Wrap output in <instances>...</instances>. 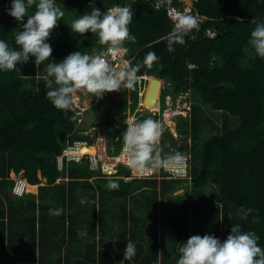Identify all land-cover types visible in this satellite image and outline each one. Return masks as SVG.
Here are the masks:
<instances>
[{
    "label": "trees",
    "instance_id": "obj_1",
    "mask_svg": "<svg viewBox=\"0 0 264 264\" xmlns=\"http://www.w3.org/2000/svg\"><path fill=\"white\" fill-rule=\"evenodd\" d=\"M56 2L64 16L49 37L53 57L39 68L31 58L0 71V264H177L181 242L191 235L226 238L233 225L257 233L264 248V58L248 44L255 21L264 20V0H193L190 16L197 24L187 32L175 29L167 4L158 5V0ZM118 4L133 11L128 26L135 40L122 44L129 47L137 75H156L170 83L171 90H162V103L168 92L192 99L189 118L178 120L186 141L169 136L163 147L164 156H191L192 189L183 194L174 192L189 181L127 179L125 168V176L107 179L86 158L70 161L63 171L57 165L67 142L94 139L79 126V112L59 110L46 97L45 65L74 50L96 55L107 46L91 31L72 34L69 24L94 7L104 12ZM172 5L187 7L183 0H172ZM7 6L10 0H0V39L17 47L14 35L23 21L9 15ZM34 11L33 5L27 14ZM149 52L158 57L151 67L144 64ZM139 92L137 78L131 87L132 111ZM128 107L124 100L109 109L118 114L107 121L113 127L108 134L111 152L120 150V131L114 125ZM137 117L158 119L151 112ZM13 171H23L31 184L46 182L37 192L18 196ZM61 176L68 180L57 182ZM110 181L118 187L109 188ZM159 196L168 216L162 244L158 228L152 230L145 221L149 217L156 226ZM242 205L254 209L247 218ZM142 212L148 217H141ZM174 217L183 219V225L170 222ZM128 239L137 251L124 259Z\"/></svg>",
    "mask_w": 264,
    "mask_h": 264
},
{
    "label": "clouds",
    "instance_id": "obj_2",
    "mask_svg": "<svg viewBox=\"0 0 264 264\" xmlns=\"http://www.w3.org/2000/svg\"><path fill=\"white\" fill-rule=\"evenodd\" d=\"M163 3L167 4V13L176 30L183 29L184 32H187L196 26V18L190 16L193 6L187 5L184 10H180L172 5V0H158V5ZM33 5L35 11L30 15L27 14L28 9ZM175 9L178 10V17L174 15ZM5 10L9 15L23 21V23L14 35L17 47H12L8 41L0 39V71L13 70L17 68L18 63H28L31 58H34V63L39 68L49 57H53V47L49 37L51 31L63 18L64 11L56 0H10V6H7ZM25 17H27L26 21ZM132 17L133 11L130 9V5L118 4L107 8L104 12L94 7L91 11H85L79 15L69 24L72 34H85L91 31V33L98 35L102 44L108 45L96 55L74 50L62 60L53 59L45 65L44 87L47 89L45 95L55 108L66 112L71 111L75 104V93L80 89L93 93L96 97H102L105 92L133 87L137 78L138 81L139 79L143 81V87H145L151 80L150 78L154 77V75L149 74L137 75L138 66L131 67L130 65V68L122 70L110 69L98 56L109 46H127L122 42L125 39L133 38L128 26ZM248 44L260 58H264V20L255 21V27L251 31ZM173 50L171 43H169V51ZM128 57H130L129 53ZM131 59L133 58L131 57ZM157 59L158 57L154 52H149L144 58V64L151 67L152 62ZM162 82L169 85L164 89L171 90L170 83L164 79ZM167 95L173 97L170 92ZM161 96L162 91L159 104L161 103ZM141 97L143 100L144 91ZM140 105L145 107L143 104ZM128 109V116L131 117H136L139 112H142L136 109L132 111L130 106ZM144 109H149V107ZM125 123L127 127L122 135L124 142H121L120 148L123 149L125 146V149L131 153L129 167H144L148 164L155 166L159 159L158 152L154 155L156 144L161 135L159 123L152 118L138 121V117L136 121L129 119ZM155 172L159 174L158 169ZM164 173L167 172L161 171L162 180L177 179L186 180L190 183L192 181V162L190 178L166 177ZM108 186L109 188H117L118 184L110 181ZM189 186L186 187V190L189 189ZM240 211L244 218H247L254 209L251 207L244 208L242 205ZM259 240L260 237L257 233L251 230L243 231L240 225H233L226 238H220L214 233L194 234L185 242H181L177 264H264V248L259 245ZM136 251V244L128 239L124 248V259H131Z\"/></svg>",
    "mask_w": 264,
    "mask_h": 264
},
{
    "label": "rangeland",
    "instance_id": "obj_3",
    "mask_svg": "<svg viewBox=\"0 0 264 264\" xmlns=\"http://www.w3.org/2000/svg\"><path fill=\"white\" fill-rule=\"evenodd\" d=\"M174 15L178 17V10H174ZM178 21V20H177ZM176 26H178V23H176ZM139 87L142 90V93L144 91V99L142 100L141 94H139V103L136 108V110H140L142 112H151L155 114L157 112L158 119L157 122L160 125V132L161 135L159 137V140L156 144L154 155L156 152L159 154L158 162L155 166L148 164L145 165L146 169L144 172L147 174H150L148 176H143L142 178H156L157 180L162 181V174L155 173H149L152 172V170H156L158 165L169 155L164 156L163 154V147L165 145H169V136H174L177 141L180 143H183L186 141V134L179 131L178 126V120L179 116H185L189 118V111L191 109V101L192 99L188 97L186 94H180L176 98L169 97L165 99V102L162 103V96H161V103L158 104L156 109H144L145 107L140 105L143 102H145V96L147 93V90L149 88V84L147 87H143V81L139 79ZM144 88V89H143ZM140 90V91H141ZM160 91V89H159ZM158 91V93H159ZM75 104L73 105V109L77 110L80 113V120H79V126L85 130L89 136L94 139L93 143H95V152H91L90 154L97 155L99 152L102 151V147L106 145V153L109 154L111 159L113 160L112 163H110L109 159H105L106 161L104 163L106 164V171H101L104 175V178H112L117 175L125 176L126 172H121V170L128 169L130 173L128 176L130 179L138 178V176L132 174V167H129L130 161H131V153L125 154L124 156H119L118 158H114V153L110 152L112 149V144H110V137L109 132L113 129V127H110L107 121L111 120L112 118H115L118 114H114L113 112H109L110 108L115 109L116 105L119 102H122L124 100L128 101V105L132 103L131 99V88L127 89H120V90H114L105 92V94L102 97H96L95 94L87 92L83 89L77 90L75 93ZM141 97V98H140ZM158 98V95H157ZM142 100V101H141ZM191 100V101H190ZM125 113V115H124ZM129 109L126 112H123V114H119V118L117 120V123L114 125L119 131L120 135L117 137L122 143L124 142L122 135L125 131L127 125L126 121L131 119L136 121V117L128 116ZM133 115V113H132ZM114 116V117H113ZM114 120V119H112ZM187 140L191 141V138H187ZM111 148V149H110ZM127 152L124 148L119 150L120 152ZM109 156V157H110ZM117 161H122L117 164ZM110 163V164H109ZM108 167L112 168V172L109 170L107 171ZM136 172H139V167L134 168ZM63 171V170H62ZM23 175V171L16 173L11 172V178L16 181L17 178H20ZM170 173H164V176H169ZM23 179V178H22ZM68 178L67 176H61L57 182H63L66 181ZM46 182V179H43L40 184H43ZM40 184H28V191L33 190L34 192H37L38 185ZM14 192V189H13ZM182 194V193H181ZM145 217H148V214L143 215ZM149 218V217H148ZM159 239H161V235L158 234Z\"/></svg>",
    "mask_w": 264,
    "mask_h": 264
},
{
    "label": "built area",
    "instance_id": "obj_4",
    "mask_svg": "<svg viewBox=\"0 0 264 264\" xmlns=\"http://www.w3.org/2000/svg\"><path fill=\"white\" fill-rule=\"evenodd\" d=\"M129 49L127 46L124 45H115V46H109L105 50H103L98 56L105 62V64L110 69H116V70H122L126 68H130L131 65V57H128ZM169 86L168 84L164 83L162 90L164 88H167ZM167 98L170 97V95L166 96ZM134 117V116H132ZM88 141L86 140H75L73 142L67 143L65 148L63 149L62 153L57 156V165L59 169L62 171L66 169L65 165L68 164L69 161H77L82 162L85 158L90 160L91 166L94 169H100L101 171H106V164L104 163L107 159H111L112 156L106 153V145L102 147V151L99 152L96 156L93 154H90L89 152H82V148L86 145ZM125 149V146H123ZM126 150V149H125ZM127 151V150H126ZM125 154H129V152H120L115 153L114 158H118L119 156H124ZM110 156V157H109ZM191 156L190 155H179L175 154L173 156L169 155L166 159L160 165H158V171L159 174H161V171H165L167 173H170L169 177L173 178H181V177H191L190 170H191ZM106 161V162H107ZM113 160H110V163H112ZM122 161H117V164ZM109 163V164H110ZM139 167V172H136L134 168H132V174L143 177L148 176L150 174H147L144 172L146 167ZM162 168V169H161ZM112 172V168L108 167L107 171ZM149 173H155V170H152V172ZM163 177V175H162ZM130 179L129 177H127ZM14 192L22 195L27 191V184L25 183L24 179L17 178L14 184Z\"/></svg>",
    "mask_w": 264,
    "mask_h": 264
},
{
    "label": "crops",
    "instance_id": "obj_5",
    "mask_svg": "<svg viewBox=\"0 0 264 264\" xmlns=\"http://www.w3.org/2000/svg\"><path fill=\"white\" fill-rule=\"evenodd\" d=\"M133 40H135V38L133 37L132 38ZM128 40H130V39H128ZM154 76H156V75H154ZM158 77V76H157ZM150 81L151 80H149L148 81V84L150 83ZM147 84V85H148ZM147 85H146V87H147ZM145 87V88H146ZM141 104V103H140ZM145 106V105H144ZM78 140H84V139H78ZM68 143V142H67ZM66 143V144H67ZM86 145L87 146H89V147H91V146H95V143H89V142H87L86 143ZM111 152V151H110ZM112 153H118V152H112ZM72 161H74V160H72ZM89 161V167L92 169V170H96V171H98V172H101V170L100 169H94V168H92V166H91V162H90V160H88ZM56 162H57V158H56ZM70 162V161H69ZM68 162V163H69ZM75 162H77V161H75ZM68 165V164H67ZM102 173V172H101ZM104 174L102 173V176H103ZM118 176V175H117ZM117 176H115V177H117ZM115 177H112V178H115ZM20 178H23L24 179V181H25V183L27 184V191H28V184H29V182L27 181V179L25 178V176H24V172H23V175L20 177ZM68 178V177H67ZM138 178H142V177H138ZM108 179V178H107ZM128 179V178H127ZM68 180V179H67ZM66 180V181H67ZM161 181V180H160ZM15 182V181H14ZM15 184V183H14ZM44 184V183H43ZM36 185V184H35ZM14 187V186H13ZM38 187H39V185H38ZM189 189H192V186H189ZM37 190H38V188H37ZM184 192H186V188H184V186L183 187H181V188H178V189H176V191L174 192V195H178V194H183ZM14 194H16V195H18V196H22V195H19V194H17V193H15L14 192ZM160 198H159V205H160V208H159V210H158V222H157V224H156V226L155 227H153V225L149 222V218H146L145 219V221H147V227H150L152 230H155V228H158V234H160L161 235V239H159V237H158V241H159V243L160 244H162V242H163V239H162V231H163V229H164V224H165V220L164 219H166L167 220V217H166V214H164L163 213V209H162V203H164L163 202V199L161 198V196H159ZM166 212V211H165ZM143 214H141L140 216L141 217H144L143 215H145V212H142ZM170 222H175V223H181L182 225H183V219H181V218H172L171 220H170ZM144 223V222H143ZM180 224V225H181ZM189 232L191 233V232H193V230H192V227H189Z\"/></svg>",
    "mask_w": 264,
    "mask_h": 264
},
{
    "label": "water",
    "instance_id": "obj_6",
    "mask_svg": "<svg viewBox=\"0 0 264 264\" xmlns=\"http://www.w3.org/2000/svg\"><path fill=\"white\" fill-rule=\"evenodd\" d=\"M187 5L189 6H193L194 3H193V0H183ZM162 79L159 78V77H153L149 83V89L146 93V96H145V102L147 104H155L156 102H160V95H161V91H162V84L160 85ZM160 88V94H159V99L157 98V92Z\"/></svg>",
    "mask_w": 264,
    "mask_h": 264
},
{
    "label": "bare ground",
    "instance_id": "obj_7",
    "mask_svg": "<svg viewBox=\"0 0 264 264\" xmlns=\"http://www.w3.org/2000/svg\"><path fill=\"white\" fill-rule=\"evenodd\" d=\"M153 77H151L150 79H152ZM162 84V81H161V83H160V85ZM149 89V88H148ZM160 89V88H159ZM148 91V90H147ZM159 91V90H158ZM159 94H160V91H159V93L157 92V95H158V99H159ZM143 105H145V107H149V108H152V109H156L157 108V106H158V102H156L155 104H152V105H150V104H147L146 102H143L142 103ZM158 109V108H157ZM95 146H91V147H89V146H87V145H85L83 148H82V152H89V153H91V152H95ZM125 157V156H124Z\"/></svg>",
    "mask_w": 264,
    "mask_h": 264
}]
</instances>
